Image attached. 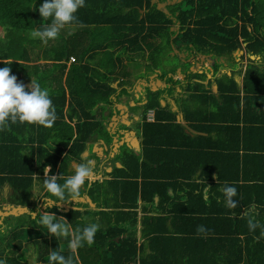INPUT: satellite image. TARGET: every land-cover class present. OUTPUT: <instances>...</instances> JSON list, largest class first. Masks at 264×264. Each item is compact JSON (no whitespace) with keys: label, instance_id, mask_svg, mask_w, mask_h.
Segmentation results:
<instances>
[{"label":"trees","instance_id":"1","mask_svg":"<svg viewBox=\"0 0 264 264\" xmlns=\"http://www.w3.org/2000/svg\"><path fill=\"white\" fill-rule=\"evenodd\" d=\"M43 2L0 0V60L11 68L10 75L17 82L28 86L30 74L23 62L29 60L30 52L39 49L36 53L50 61L45 63L42 83L50 90L56 120L62 123L61 131L52 136L55 147L47 144L43 161L36 168L33 158L27 159L24 152L31 147L19 142L7 151L0 141V186L7 184L21 203L27 205L35 199L31 191L33 174L43 181V169L47 166L49 175H57L62 183L61 178L67 176L68 158L85 160L82 154L89 138L110 143L111 137L102 121H93L91 108L100 102L108 103L117 88L132 87L136 80L128 71L132 56L147 52L149 62L156 68L158 60L152 52L170 50L169 40L175 33L169 30L172 18L158 10L151 0H85V6L76 13L78 22L66 26L72 27L71 30L60 33L58 44L50 41L42 52L29 33L45 23L37 11ZM194 2H190L186 11L174 4L167 6V12L175 14L181 24L191 15L197 18L195 28H181L182 32L172 42L180 39L186 51L194 50L215 59L212 76L216 95L198 89L203 86L193 81L204 75L189 74L185 84L187 89L193 88L191 97L199 96L198 102L204 108L216 107L205 112L196 110L194 115L201 119V132L207 135H185L174 122V113L160 106L159 91L148 90L143 108L144 112L152 109L154 119L141 124L142 160L134 153L123 152L118 155L121 167L113 169L111 181L102 184L95 180L89 186V198L92 201L103 198L104 208L64 212L53 205L45 209L64 217L73 229L81 226V217H97V222L89 219L98 225L91 246L101 249V253L104 248L107 250L105 264H134L137 242L143 238L150 242L155 261L161 255L167 261L168 251L182 248L186 251L184 264H264V237L259 235L264 230V0ZM222 17L223 24L218 22ZM237 49L243 50L247 61L244 69H239L238 79L232 72L229 76L226 73L215 76L221 66L219 58L236 63L234 59L244 57L233 55ZM121 51L131 62L118 55ZM69 57L73 61L65 73ZM4 66L0 62V67ZM175 69L176 66L171 69L173 74ZM35 81L40 83L39 78ZM167 82L178 83L172 78ZM169 88L161 92L170 91ZM186 112L184 119L194 117ZM64 117L69 122L76 118L74 126L66 123ZM225 182L236 187L234 208L224 204L221 188ZM111 193L115 194L112 198ZM30 212L40 213L33 209ZM251 217L258 224L252 231L247 225ZM27 219L18 226V231L0 238V244L7 245L0 246V258L6 264H47L52 250L70 254L66 240L45 238L43 234L47 231L42 230L46 229L30 213ZM4 222V229L11 225L8 219ZM147 223L157 224L159 229L147 230ZM198 225L205 231L198 234ZM24 227L32 230V242L37 247L31 253L15 241ZM12 242L27 256L6 255L12 253ZM79 251L80 248L74 253L75 264ZM144 263L142 259L141 264Z\"/></svg>","mask_w":264,"mask_h":264},{"label":"crops","instance_id":"2","mask_svg":"<svg viewBox=\"0 0 264 264\" xmlns=\"http://www.w3.org/2000/svg\"><path fill=\"white\" fill-rule=\"evenodd\" d=\"M165 13H167L168 16L167 10L165 11ZM169 30L171 32L175 31L174 23H172V26L169 28ZM175 37H176V33H174V35L171 36L169 40L170 44H172V40ZM36 52H39V50H35V52H30L29 60L27 59L23 63L28 67L27 73L30 74L29 77H31V79L35 80V78L36 79L39 78L40 82H45L43 70L46 68L45 63L49 64L50 61L44 60L39 55L40 53H36ZM169 52H171V49ZM169 52L167 51L166 55L168 57H173L172 54L174 53L170 54ZM124 57L127 59V61H130L129 59L133 60L132 62L136 64V69L134 71L128 69V71L132 74V77H135L136 80L131 88H126L124 86L117 88L114 95L110 98V101L108 103L100 102L96 106L91 108L92 115L93 112L100 113L97 114L98 118H95V115H93L94 118L93 121H102V124L104 125L106 131L108 132V135L111 137V141L110 143L106 144L105 141L101 138L94 140V138L91 137L86 141L85 144L86 149L82 154L85 160L76 161L73 158H68L67 175H70L74 170L73 169L74 163H81L87 160H91L93 162L92 167L94 169V175L92 179L86 183V186H82L81 189L83 195L82 200L78 201L77 203L75 202H69V204L64 203L67 205V207H65L66 209L59 207L58 204H56V206L61 208L64 212L70 209H74V210L79 209L77 211H88V210L98 211L100 209L99 207L104 208L103 198H100L95 201H92L89 198L90 196L88 195L89 194L88 189L90 184L95 180H98L102 184L104 183V181H111L110 178L112 177L110 174L112 173L113 169L121 167V165L117 163L116 166L114 165L116 156L121 155L123 152L134 153V155L139 156L140 160H142L143 157H142V144H141L142 141L141 124L143 123V121L152 122L154 119L153 117L152 120H148L146 118V114L148 111L144 112L143 106L146 104L147 91L149 90L151 92H157V91L160 92L163 89H168L169 86H166V82L168 78L172 77L173 79L178 81V83H175L174 85H170L168 83L170 85L169 88L170 91H168V93L173 91L175 92V96L172 97V99H169L166 96V94L157 95L160 106L166 111L174 113L175 116L174 122L178 123L182 127L185 135H190L191 137H194L196 135H202V136L207 135L204 132H201L200 129L202 127V124H200L202 123L201 119L198 118L199 116L196 118L194 115L197 113L196 110H203L205 112L206 110H215L216 107L214 106L213 108H209V109L204 108V106L200 105L198 102L200 99L199 96L191 97V95H193L194 92L192 90L193 88L187 89L185 84L187 83L189 74L204 75V77H201L200 80L196 79L193 81L203 86V87H199L198 89L202 88V90L210 91L211 94L216 95L217 88L215 83L213 82V77H214L212 76L213 70L212 71L209 70V68L213 69L212 63L215 59L211 60V58L209 59L208 56L197 55V58L194 60L191 59L184 60L183 58H180L181 56L178 57L176 55V57H178L179 59H183V61L187 63L186 64L187 69L185 71H180L181 68L177 69L173 74V71H171L172 68L164 69V70L160 68V64L162 63V61H160L159 64H157V67L154 68L151 62H149L150 60L148 59L147 52H143L140 55H136V56L134 55L132 56V58H129V56H127V54L125 53ZM204 58L206 59L204 60ZM224 59L226 60V58ZM234 60H237V58ZM227 62L228 63L225 64L222 61L221 67L219 66L220 70L217 71L215 76H219L221 73H226V75L228 76L231 75L230 73L232 71L229 68V66L233 64L231 61H227ZM218 63H221V58L218 59ZM69 65L70 63L66 62V68L64 71L65 73ZM234 77L235 79L236 78L238 79V75ZM210 82L212 83L209 84ZM114 85H116V83ZM193 87H195V85H193ZM25 90L26 91L28 90L27 86H25ZM122 90H125V93H122ZM191 90L192 93H190ZM163 99L165 100L163 101ZM200 103H204V100ZM167 104L169 105V107ZM185 106H188L191 109H187L185 108ZM186 111H189L188 116H194V117L184 119L183 117H185V114H187ZM137 112L139 113L137 114ZM64 119L66 123H68L71 127H73L76 122L75 120L76 118L71 119L70 122L67 120L66 117H64ZM136 123L139 124L138 135H136L135 131L132 128H130L131 125H134ZM61 128H62V123L59 120H55L52 127L50 128H44L38 125H27V124H19V123L10 124L7 130L0 131V141H2L3 146H5V150L7 151L10 150L12 147L18 145L16 143L22 142L23 144H27L31 148H29L27 151L24 152L26 154L27 159L33 158L32 163H35L33 167L36 168L39 162L42 163L43 161L44 151H46L47 144H49L51 147H55L56 142H54L55 140L52 139V136L53 135L55 136V133L60 132ZM86 130L87 129H85V131ZM117 132L124 134V136H122L121 134L118 136L121 140V143L119 141L117 142L115 141ZM135 139L137 140L138 150H136L135 147L136 146ZM115 143H117V145ZM41 149H43V151ZM63 155H61L60 159L62 158ZM43 177H44V172H43ZM140 179L141 178H138L137 181H140ZM14 196L17 195L14 193L12 188L7 186V184L0 186V229L5 228V224H6L4 222L5 219H8V223L11 224L15 219L23 217L24 220H26L29 216V214H27L24 211H23L24 213L12 212V210L16 211L19 208H23V207L25 208L28 207L29 205L30 206L32 205V203L29 204L28 206L27 204H22L21 199H19L18 201L17 199L14 200L13 199ZM110 196L112 198L115 196V194L113 195V193H111L109 197ZM38 201L40 202V206L41 205L43 206V202L41 200ZM32 202H34L33 199ZM139 202L140 201L138 198L137 204ZM137 211L139 218L140 213L139 210ZM11 212L17 215H12ZM58 217L61 216L58 215ZM94 220L95 222H97L98 221L97 217H95ZM89 222L91 221L89 220ZM152 228L159 229L157 224L147 223L146 229L151 230ZM18 229L20 228L16 227L15 229L12 225H10L6 229H4V231L6 233L11 232L13 234V231H18ZM137 229H139V225L137 226ZM141 242L143 245L139 246ZM0 246L6 247L7 245L0 244ZM12 246H14L13 242H12ZM137 246L138 248L136 250V257L134 264H141L142 259L145 260L144 264H184V261L186 260L185 257L186 251H184L182 248H177L176 250L173 249L168 251L169 254L167 255V259H168L167 261H164L165 256L163 255H161L158 258V260L155 261L153 260L152 257L154 250L151 248L150 242H147V240L143 238L138 240ZM160 248L163 247L160 246ZM100 251H98V248L93 246L81 247L79 254L76 255V264H105L104 263L105 254L109 255V253H107V250L105 251V248L103 249L102 253ZM98 253H100L101 256H99ZM116 261H120V260L117 258ZM159 261L160 263H158Z\"/></svg>","mask_w":264,"mask_h":264},{"label":"clouds","instance_id":"3","mask_svg":"<svg viewBox=\"0 0 264 264\" xmlns=\"http://www.w3.org/2000/svg\"><path fill=\"white\" fill-rule=\"evenodd\" d=\"M84 6L85 0H44L37 11L40 20L45 23L40 28L30 31V37L43 45L56 40L61 30L78 22L76 13ZM238 39L240 42L242 41L241 38ZM236 52L240 53L236 55L237 57L244 55L243 50L237 49ZM224 58L221 57V59ZM0 62L5 65L0 67V131H5L10 124L17 123L38 125L44 128L52 127L56 120V110L50 98V90L47 87H41L39 82L31 79L26 91L25 85L17 82L14 75H10L11 68L6 66L5 61L0 60ZM10 63L11 61L8 62V64ZM220 65H222V60ZM244 67L245 65L241 70ZM172 80L175 79L172 78ZM92 164L91 160L74 163V170L70 175L61 178L62 183L58 182L57 175H49L50 169L46 166L43 169V181L33 174L31 191L34 197L41 200L46 209L61 203H77L83 199L82 186L89 182L94 175ZM221 192L225 206L236 207V200L233 199L237 195L236 187L225 182ZM30 214L38 225L47 230L49 236L55 238L56 241H67L70 254L65 255L60 251L52 250L48 254L47 264H75L74 253L76 250L94 243L98 225L89 222L87 216L81 217V226L73 229L71 223L67 222L64 217L57 218L53 212L44 211L38 215L30 212ZM247 225L250 231L258 227L254 217L248 219ZM203 231H205L203 226L198 225L197 233ZM259 235L264 237V230H261ZM0 264H6L5 259L0 258Z\"/></svg>","mask_w":264,"mask_h":264},{"label":"rangeland","instance_id":"4","mask_svg":"<svg viewBox=\"0 0 264 264\" xmlns=\"http://www.w3.org/2000/svg\"><path fill=\"white\" fill-rule=\"evenodd\" d=\"M177 5V4H176ZM178 7L179 8H182V9H185V8H187L186 7V5L185 4H179L178 5ZM157 8V7H156ZM71 28L72 27H65L63 30H61V34H64V32H68V31H70L71 30ZM54 45H56V44H58V41L57 40H55V41H53L52 42ZM30 45H31V42L29 43ZM39 45V47H41L42 48V52H43V48L45 49V47H46V45H43V44H41L38 40H37V46ZM180 45H181V43H180V39L178 40V39H176L174 42H172V44H170V49H171V51L174 53V55H176V50L180 47ZM242 47H244V45L242 44L241 45ZM175 47H176V49H175ZM180 49V48H179ZM39 50V49H38ZM152 51H154V50H152ZM169 52L170 50H169V48H165V49H163V51L161 52V53H159V52H157V51H155V52H152L153 53V57L155 56L156 58H154V59H157L158 61L156 62L157 64H159V62L160 61H162V63L160 64V68L162 69V70H164V69H173V67L174 66H176V69H180L181 68V70L180 71H184V66H186V64L187 63H185L184 61H183V59H179L178 57H176V56H173V57H168L167 55H166V53L165 52ZM33 52V51H32ZM171 53V52H170ZM124 52H122L121 51V54L119 53V55H120V57L122 58V59H124L125 61H127V59L124 57ZM234 56H236L237 54L235 53V54H233ZM158 57V58H157ZM70 58H72V57H69L68 58V63H71L72 61H73V58H72V60L70 59ZM206 58H204V60H205ZM160 60V61H159ZM212 60V59H211ZM222 61H223V63H225V64H227L228 62L225 60V59H221ZM234 62H236V63H232L233 65H230L229 66V68L231 69V71H232V73H233V76H236V75H238V73H237V71L240 69V67L242 66V68H243V65H245L246 63H247V61H246V57H242L241 58V60H240V58L239 59H237V60H234ZM224 64V65H225ZM49 67H50V65H48ZM127 66V65H126ZM227 66V65H226ZM238 66H239V69H238ZM262 66V65H261ZM179 67V68H178ZM128 69H131V70H135L136 69V64L134 63V62H132V63H129L128 64ZM220 70V67L218 68V71ZM176 71V70H175ZM30 79H31V77H30ZM40 85H41V87H45L44 86V84L42 83V82H40ZM57 85V87H59V84H56ZM61 85H63V81H62V84ZM216 85V84H215ZM163 95V94H166V96L169 98V99H172V97H174L175 96V92H173V91H171L170 93H168V91H163V92H159L157 95ZM170 96V97H169ZM165 99H163V101H164ZM175 103H176V101H175ZM182 103H184V102H182ZM168 105V104H167ZM182 106H183V104H182ZM168 107H169V105H168ZM185 108H187V109H191V108H189L188 106H185ZM132 110H134V109H132ZM99 112H93V115H95V118H98V116H97V114H98ZM139 112H137V114H138ZM100 114V113H99ZM76 120V119H75ZM130 128H132L134 131H135V133H136V135H138L139 134V124L138 123H136V124H134V125H131V127ZM117 157V159L115 160V166H116V163L117 164H122V159H121V157H118V155L116 156ZM14 200H16L17 199V201L19 200V198L17 197V196H14V198H13ZM39 199H37V198H35V199H33V201L34 202H32V205L30 206H28V207H23V208H19V209H15L16 211H14V210H12V212H15V213H22L23 211L24 212H26L27 214H29L30 213V210L31 209H33V210H37L38 212H44V211H46L45 209H44V207L41 205L40 206V202L38 201ZM67 204H69V203H67ZM66 209V208H65ZM11 212V214L12 215H17V214H15V213H12ZM23 212V213H24ZM56 217L57 218H59L58 217V215H56ZM93 216H90V217H88L89 219H94V218H92ZM28 219H26V221H27ZM23 223H24V218L22 217V218H18V219H15V220H13V222L11 223V225L12 226H22L23 225ZM27 227H25L24 228V230L22 231V233L20 234V235H16L15 236V241H17V242H19L20 243V245L22 246L21 248H27L28 250H29V253H31V251L33 250V248H37L35 245H34V243L32 242L33 241V236H32V230L31 229H28ZM45 231H47V230H42V232H45ZM8 234H9V232L8 233H6L5 231H4V229H0V238H6L7 236H8ZM44 237L45 238H47V239H49L50 238V236L48 235V233L47 232H45L44 234ZM40 240V237L39 238H37V241H39ZM40 242V241H39ZM59 242H61V241H59ZM12 248H11V250L10 251H12V253H6V255H11V254H16V255H19V254H23L22 252H21V248L20 249H17V248H15V246H11ZM22 256H27L26 254H23ZM32 257H34V256H32ZM28 261V260H27Z\"/></svg>","mask_w":264,"mask_h":264},{"label":"flooded vegetation","instance_id":"5","mask_svg":"<svg viewBox=\"0 0 264 264\" xmlns=\"http://www.w3.org/2000/svg\"><path fill=\"white\" fill-rule=\"evenodd\" d=\"M191 1H193V3H195L194 2L195 0H158V2L162 4L161 7L164 10H167V6H172L174 4L179 5V4H182V3L185 4L187 8H189V4H190ZM154 3L156 4V2H154ZM180 9L183 10V11H186L187 10L186 8L185 9L180 8ZM140 13H141V11H140ZM168 15L172 18V22L174 23V30H175V33L177 35L180 32H182L181 28L184 29V28H187L188 27V28L191 29V28H195L196 27V24H195L196 22L195 21H196L197 18L194 15L189 16L186 19V23L185 24H181L180 21H178L176 19L175 14L169 12ZM218 22L221 23V24H223L225 22V18L222 17ZM179 48L176 50V52H177L176 55L178 57L181 56L180 58H183L184 60L185 59L186 60H189V59L194 60V59L197 58V55H201V54H196L194 50L186 51L185 49H183V47L181 45H180ZM175 49H176V47H175ZM171 53H173V52L171 51ZM172 55L174 56V54H172ZM175 70H177V69H175ZM166 86H169L170 87V85L168 84V82H166Z\"/></svg>","mask_w":264,"mask_h":264},{"label":"water","instance_id":"6","mask_svg":"<svg viewBox=\"0 0 264 264\" xmlns=\"http://www.w3.org/2000/svg\"><path fill=\"white\" fill-rule=\"evenodd\" d=\"M154 2H156V6H157V9L159 10V9H162L164 12L166 11V10H164L161 6H162V4L161 3H159L158 2V0H151V4H153ZM209 58H210V56H208ZM251 59H253V57H251ZM209 70L210 71H212L211 70V68H209ZM181 118V117H180ZM179 120V119H178ZM117 135H116V137H115V141L117 142V141H119L120 143H121V140H120V138L118 137L120 134L122 135V136H124V134L123 133H119V132H117L116 133ZM124 143H126V142H124ZM135 143H136V150H138V146H137V140L135 139ZM116 145H117V143H115ZM58 206L59 207H62V208H65V207H67V205L66 204H64V203H62V204H58Z\"/></svg>","mask_w":264,"mask_h":264},{"label":"built area","instance_id":"7","mask_svg":"<svg viewBox=\"0 0 264 264\" xmlns=\"http://www.w3.org/2000/svg\"><path fill=\"white\" fill-rule=\"evenodd\" d=\"M72 60V58H70ZM146 118L148 120H152L153 119V110H148L147 114H146Z\"/></svg>","mask_w":264,"mask_h":264}]
</instances>
